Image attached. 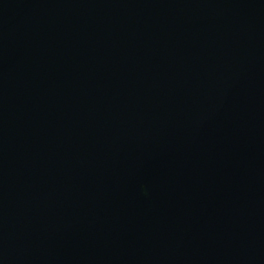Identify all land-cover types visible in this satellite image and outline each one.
<instances>
[{
  "label": "water",
  "instance_id": "1",
  "mask_svg": "<svg viewBox=\"0 0 264 264\" xmlns=\"http://www.w3.org/2000/svg\"><path fill=\"white\" fill-rule=\"evenodd\" d=\"M0 264H264V0H0Z\"/></svg>",
  "mask_w": 264,
  "mask_h": 264
}]
</instances>
